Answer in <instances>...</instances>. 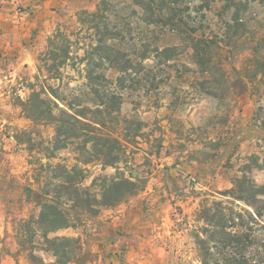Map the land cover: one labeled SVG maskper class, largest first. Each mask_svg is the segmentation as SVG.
I'll use <instances>...</instances> for the list:
<instances>
[{
	"label": "rangeland",
	"instance_id": "rangeland-1",
	"mask_svg": "<svg viewBox=\"0 0 264 264\" xmlns=\"http://www.w3.org/2000/svg\"><path fill=\"white\" fill-rule=\"evenodd\" d=\"M101 1L0 0V264H32L19 223L39 216L37 193L61 178L62 166L78 163L75 144L49 148L54 124L32 120L22 103L44 89L63 105L52 87L95 109L89 68L116 86L120 72L108 51L85 58L101 33L79 14ZM98 20L102 31L121 32L105 41L135 67L117 88L120 111L105 127L125 153L116 166L81 162L83 184L120 170L142 187L97 214L64 203L72 225L49 236L79 240L69 264H204L202 240L212 257L223 256L214 247L223 235H212L211 224L240 228L229 227L233 219L251 228L250 264H264V211L257 216L252 205L264 208V193L252 188L264 191V0H109ZM58 30L70 40V58L49 71L45 54ZM100 182L91 187L98 196ZM240 184L248 199L238 197Z\"/></svg>",
	"mask_w": 264,
	"mask_h": 264
},
{
	"label": "trees",
	"instance_id": "trees-1",
	"mask_svg": "<svg viewBox=\"0 0 264 264\" xmlns=\"http://www.w3.org/2000/svg\"><path fill=\"white\" fill-rule=\"evenodd\" d=\"M108 4L109 0H102L96 11L83 10L79 14V19L81 22L93 23L92 27L97 30V33H101L97 40L98 43L92 46V51H86L85 58L88 59L89 53L98 54L101 51H108L104 57L109 61L111 68H116L120 72L116 86L109 89L108 87L112 82L104 74H94L93 68H89L86 84L89 86L90 92L94 94L95 109L78 104L76 102L77 96L75 100L61 97L52 87L50 88L52 94L63 105H60L44 89L42 92L33 89L28 102L22 103L24 111L32 120L54 124L55 136L49 148L55 151L75 144L78 161L72 167L62 166V172L58 176L61 178L55 184L53 182L47 183L41 192L37 193L34 199L41 208L39 216L23 219L19 223L18 242L24 250H27L32 264H69L76 257L79 248L78 239L67 236H49L50 232L72 225L73 218L64 208V203L71 202L74 208L97 214L101 207L115 206L128 199L142 187L139 180H134L132 176H126L120 170H117L113 176L95 177L91 186L83 184L86 174L85 169L80 166L81 162L89 163L99 159L103 165L116 166L121 159L120 154L125 153L120 139L106 132L105 127L108 117L120 111L121 95L117 92V88L124 87L126 75L135 65L130 57L125 56L124 52L105 41L107 37L115 39L120 38L121 35V32H114L105 26L106 29L101 30L98 18L104 16ZM69 44L70 40L60 30L49 38V49L45 54L47 60L51 61L48 64L49 71L53 69L59 71V66L65 64L70 58ZM168 50V48L162 50L155 48L153 51L165 53ZM149 52L150 50L146 49L139 55L142 59V62H139L141 69L144 68L143 61L148 58ZM201 63H203L202 60ZM43 93L46 95L43 96ZM89 113H92L91 116ZM99 180H101L99 184L100 196L91 190V187L96 185ZM52 185L54 188H50ZM252 188L256 193H264L263 187L253 185ZM238 191V197L245 199L246 196L243 194L245 190L241 184ZM262 201L264 202V200ZM252 203L256 215H262L264 208H259L255 202ZM219 219L223 221L225 216L222 215ZM228 221L232 223L229 227L237 226L240 228L228 231L227 225L222 222L211 224L214 227L212 235L217 233L223 235L222 238L214 242V247H217L223 256L221 259L212 257L209 249L205 250V240H202L200 256L204 264H250L246 251L253 244L249 234L251 228L242 223H237L233 219H228ZM37 250L52 253L54 260H45L43 256L36 253Z\"/></svg>",
	"mask_w": 264,
	"mask_h": 264
}]
</instances>
